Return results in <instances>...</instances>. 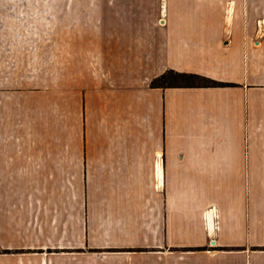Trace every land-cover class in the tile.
Masks as SVG:
<instances>
[{"label": "crops", "instance_id": "1", "mask_svg": "<svg viewBox=\"0 0 264 264\" xmlns=\"http://www.w3.org/2000/svg\"><path fill=\"white\" fill-rule=\"evenodd\" d=\"M252 19L264 0H0L3 264H264ZM168 69L230 84L150 85Z\"/></svg>", "mask_w": 264, "mask_h": 264}, {"label": "rangeland", "instance_id": "2", "mask_svg": "<svg viewBox=\"0 0 264 264\" xmlns=\"http://www.w3.org/2000/svg\"><path fill=\"white\" fill-rule=\"evenodd\" d=\"M116 21H120L121 24H123L125 27L128 25H132L135 26V28H140V33H143L144 31H146V27L148 26H154V25H162L164 22H162L161 20H153V19H137V20H81V19H77L76 20V27H77V34L79 33H83L84 29L83 28H87L88 30L90 29L92 34L91 37L94 38L97 35H95V31L99 32V27L101 28L102 25L107 26L108 28L115 26ZM213 23H216L217 21H221L222 20H211ZM237 21V25H241L243 24V22L248 25L253 27V29H255V33L252 35V39L253 42L255 41H259L261 40L262 42H264V19H252V20H236ZM87 32V31H86ZM141 37H145L146 35L141 34ZM258 45V44H255ZM264 47V43L263 46ZM261 58V57H260ZM1 251L4 253H6L5 255H7V253L10 252H18L19 250H3L1 249ZM0 258L1 255H0ZM8 258V257H7ZM8 260V259H7ZM0 264H3V261H1L0 259Z\"/></svg>", "mask_w": 264, "mask_h": 264}, {"label": "trees", "instance_id": "3", "mask_svg": "<svg viewBox=\"0 0 264 264\" xmlns=\"http://www.w3.org/2000/svg\"><path fill=\"white\" fill-rule=\"evenodd\" d=\"M205 84L209 86H226L230 83L221 82L207 78L205 76L195 73L177 72L173 69H168L158 77L151 80L150 85L153 87L157 86H178V85H194V84Z\"/></svg>", "mask_w": 264, "mask_h": 264}, {"label": "bare ground", "instance_id": "4", "mask_svg": "<svg viewBox=\"0 0 264 264\" xmlns=\"http://www.w3.org/2000/svg\"><path fill=\"white\" fill-rule=\"evenodd\" d=\"M208 218H209V217H208ZM210 218H211V217H210ZM210 218H209V219H210ZM209 226H210V228H212V224H211V222L209 223Z\"/></svg>", "mask_w": 264, "mask_h": 264}, {"label": "water", "instance_id": "5", "mask_svg": "<svg viewBox=\"0 0 264 264\" xmlns=\"http://www.w3.org/2000/svg\"><path fill=\"white\" fill-rule=\"evenodd\" d=\"M210 242H211V244H213V243L215 242V240H214V239H212Z\"/></svg>", "mask_w": 264, "mask_h": 264}]
</instances>
